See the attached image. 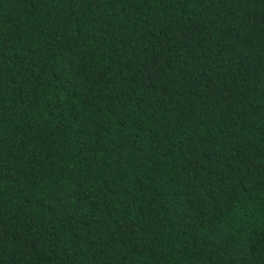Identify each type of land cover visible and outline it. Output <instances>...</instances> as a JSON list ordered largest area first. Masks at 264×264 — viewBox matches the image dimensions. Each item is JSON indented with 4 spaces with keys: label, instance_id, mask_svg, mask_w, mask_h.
Wrapping results in <instances>:
<instances>
[{
    "label": "trees",
    "instance_id": "trees-1",
    "mask_svg": "<svg viewBox=\"0 0 264 264\" xmlns=\"http://www.w3.org/2000/svg\"><path fill=\"white\" fill-rule=\"evenodd\" d=\"M0 264H264V0H0Z\"/></svg>",
    "mask_w": 264,
    "mask_h": 264
}]
</instances>
